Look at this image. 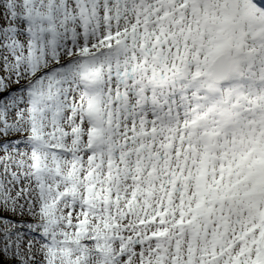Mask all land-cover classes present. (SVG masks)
<instances>
[{
    "label": "snow or ice",
    "instance_id": "1",
    "mask_svg": "<svg viewBox=\"0 0 264 264\" xmlns=\"http://www.w3.org/2000/svg\"><path fill=\"white\" fill-rule=\"evenodd\" d=\"M0 264H264V0H0Z\"/></svg>",
    "mask_w": 264,
    "mask_h": 264
}]
</instances>
